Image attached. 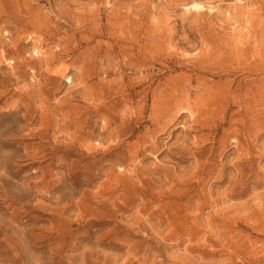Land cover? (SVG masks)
Segmentation results:
<instances>
[{"label":"rangeland","instance_id":"374dc122","mask_svg":"<svg viewBox=\"0 0 264 264\" xmlns=\"http://www.w3.org/2000/svg\"><path fill=\"white\" fill-rule=\"evenodd\" d=\"M41 263L264 264V0H0V264Z\"/></svg>","mask_w":264,"mask_h":264},{"label":"bare ground","instance_id":"6f19581e","mask_svg":"<svg viewBox=\"0 0 264 264\" xmlns=\"http://www.w3.org/2000/svg\"><path fill=\"white\" fill-rule=\"evenodd\" d=\"M191 8H193V9H195V10H198V9H201L202 8V6L200 5V4H196V3H192L191 4V6H190ZM15 217V216H14ZM11 218V217H10ZM10 220V219H9ZM12 220V219H11ZM5 222V221H4ZM15 222V221H14ZM9 225H10V223H9ZM15 228H16V226H14ZM11 228V227H10ZM12 229V228H11ZM7 231V230H6ZM18 231V230H17ZM16 232V231H15ZM19 235V234H18ZM21 236V235H20ZM7 237V236H6ZM26 237V236H25ZM12 239H14V237L12 238ZM16 239V238H15ZM25 241V240H24ZM26 250V249H25ZM42 264V263H41Z\"/></svg>","mask_w":264,"mask_h":264}]
</instances>
